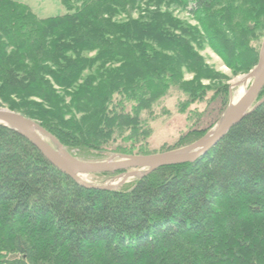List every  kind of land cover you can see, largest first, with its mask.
<instances>
[{
  "label": "trees",
  "instance_id": "obj_1",
  "mask_svg": "<svg viewBox=\"0 0 264 264\" xmlns=\"http://www.w3.org/2000/svg\"><path fill=\"white\" fill-rule=\"evenodd\" d=\"M58 3L65 13L43 18L0 0V108L79 160L153 155L154 109L172 90L189 120L205 103L216 116L175 149L200 140L230 88L199 52L238 76L256 67L264 39V0ZM0 264H264V103L198 161L112 191L82 187L0 125Z\"/></svg>",
  "mask_w": 264,
  "mask_h": 264
},
{
  "label": "water",
  "instance_id": "obj_2",
  "mask_svg": "<svg viewBox=\"0 0 264 264\" xmlns=\"http://www.w3.org/2000/svg\"><path fill=\"white\" fill-rule=\"evenodd\" d=\"M246 79L252 81L250 88L235 107L231 108L230 105L216 129L187 147L157 155L115 156L101 162H84L70 154L58 140L39 124L21 114L0 108V125L27 139L51 165L82 187L112 191L130 179H142L161 168L198 161L214 148L232 128L260 107L264 103V99L257 102L264 90V41L261 46L258 64L246 76ZM45 139L49 140L50 143ZM121 172L125 173L117 177L122 178L121 183L117 186L97 187L82 179L88 175L117 174Z\"/></svg>",
  "mask_w": 264,
  "mask_h": 264
},
{
  "label": "rangeland",
  "instance_id": "obj_3",
  "mask_svg": "<svg viewBox=\"0 0 264 264\" xmlns=\"http://www.w3.org/2000/svg\"><path fill=\"white\" fill-rule=\"evenodd\" d=\"M22 1H24L25 3H27L28 5L33 7L36 14L39 15L40 17H43V18L62 15L65 13V10H63L58 3L59 0H22ZM171 11L174 12V15L178 19H180L184 22H187L192 26L197 25V22L192 20L189 17V15H187L186 13L180 12L178 9H175V8H173V10L171 9ZM135 17H136V15H135ZM263 41H264V39H263ZM199 53L203 57V59H205L206 64L210 68H212L216 72V74H220L224 78L223 80L225 81V83L223 81L222 84H226V86H229V88H230V100H229V104H228V108H229L230 105L232 104V99H235L237 97V95L241 89H243L244 93H246V91L250 88L252 81L247 80L246 76L255 67L248 74H242V75L235 76V75H233L231 70L224 64L222 59L216 53H214L211 49L206 48ZM87 75H88V73L86 74V76ZM240 78H245L246 80L242 84L236 85L237 80ZM193 79H194L193 75H191V74H187L185 76V80H187V81H191ZM202 83H203V85H209L210 84L208 81H204ZM211 84H213V83H211ZM216 84H218V83H216ZM180 98H182L181 93L178 92L177 90H172L170 92V95L168 97H166L164 100H162L154 109L153 116L155 119L152 120V122H151L152 127L154 128V133L151 136V138L148 140L149 144L147 146V151L151 152V153L154 152L153 155L162 154V153H166V152H172V151L187 147V146H183V147L175 149L180 138H182L184 135H186L190 131H192L193 128L194 129H197L196 127L207 128L209 126V124L214 122V120L216 118L215 115L208 113L207 109L210 106H208V104L205 103L204 105L201 106V109H199V110L204 112L203 116L199 117V119L198 118H191V120H189V118L187 117L188 116L187 114L183 115V114H180V112H179L180 111L179 106L181 104V103H179ZM259 98H258V100H259ZM2 109L9 110L6 107H2ZM191 110H193V108H191ZM9 111H11V110H9ZM188 111H190V109ZM145 117H147V116H145ZM149 119H152V118H149ZM199 120H201V121H199ZM221 120H222V118H221ZM219 122L214 126L213 129H216V126L219 124ZM210 132H208V133H210ZM207 134L205 136H207ZM205 136H203L202 138H204ZM202 138H200V139H202ZM45 140L50 143L49 140H47V139H45ZM170 147H173V148H170ZM169 149H173V150L167 151ZM115 156H122V155H113L111 157H104V158H100V157L96 158V157H92L91 155H87V156L85 155V156L81 157V159H82L81 161H84V162H101V161H106V160H108L112 157H115ZM148 156H151V155H148ZM117 177L118 176H114V175L107 176L105 174H101V175L84 176L82 179L90 185L97 186V187H105V186H111V185L112 186L119 185L122 181V178H117ZM136 179H139V178L130 179L128 182H126L124 184H120L119 187H117L115 190L121 188L122 186H129V187L132 186Z\"/></svg>",
  "mask_w": 264,
  "mask_h": 264
},
{
  "label": "bare ground",
  "instance_id": "obj_4",
  "mask_svg": "<svg viewBox=\"0 0 264 264\" xmlns=\"http://www.w3.org/2000/svg\"><path fill=\"white\" fill-rule=\"evenodd\" d=\"M245 80H246L245 78L238 79L237 82H236V85L242 84ZM244 94H245L244 90L241 89L239 91L237 97L235 99H232L231 108L235 107L239 103V101L243 98Z\"/></svg>",
  "mask_w": 264,
  "mask_h": 264
}]
</instances>
